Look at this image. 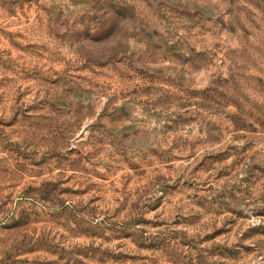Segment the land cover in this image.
I'll return each mask as SVG.
<instances>
[{
	"label": "rangeland",
	"instance_id": "rangeland-1",
	"mask_svg": "<svg viewBox=\"0 0 264 264\" xmlns=\"http://www.w3.org/2000/svg\"><path fill=\"white\" fill-rule=\"evenodd\" d=\"M0 264H264V0H0Z\"/></svg>",
	"mask_w": 264,
	"mask_h": 264
}]
</instances>
